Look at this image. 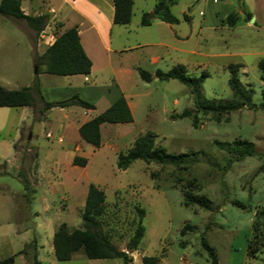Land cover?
Wrapping results in <instances>:
<instances>
[{"label": "rangeland", "instance_id": "374dc122", "mask_svg": "<svg viewBox=\"0 0 264 264\" xmlns=\"http://www.w3.org/2000/svg\"><path fill=\"white\" fill-rule=\"evenodd\" d=\"M157 1L133 0L129 26H138L141 15H149ZM170 11L179 20L180 33L187 36L180 46L195 55L171 54L154 66L149 60L155 53L165 52L160 47L123 50L156 36L165 37L167 32L156 27H139L127 35L126 25H117L111 35L112 51L98 48L101 55L94 81L75 92L95 106L84 117L103 113L121 91L130 97L133 115L131 123L100 122L99 146L79 141L75 151L73 144L67 145L69 135L62 122L74 116L71 111L83 116L81 106L55 108L46 119L40 118L37 95L33 108L0 107V259L15 253L14 264H34L38 243L41 264H122L119 258L88 259L81 250L70 260L58 261L49 249L60 223L69 229L82 227L80 213L87 187L94 183L105 194L100 231L117 249H127L137 223V208L144 210V235L138 248L129 253V264H141L144 255H161L159 264H210L201 237L214 249L218 264H264V214H259L264 210V82L257 67L264 58V0H178ZM244 11L250 12L253 22L246 20ZM36 12L48 16L37 36L25 21L0 16L6 19L0 29L10 38L0 43V85L10 89L31 86L39 71L44 99L63 100L71 93L65 88L67 80L41 74L42 67L37 69L33 59L49 45L52 33L59 35L54 33L58 22L53 10L42 7ZM230 12L239 16L233 27L221 21ZM175 56L176 64L185 62L190 76L208 72L201 88L209 99L232 98L227 65L240 64L239 80L252 88L256 107L221 113L219 122L209 115L197 128L190 118H171L192 108L188 88L174 79L144 82L131 65L142 58L143 69L165 71L174 65L171 57ZM145 132L155 134L156 145L167 153H195V161L182 169L136 160L125 170L117 169V153L127 150ZM214 140L250 141L256 155L235 160L234 153L213 145ZM73 154L85 157L86 165H73ZM19 171L29 181L28 200ZM184 191L208 198L210 210L184 205ZM185 224L192 229L181 234ZM25 241L28 243L18 251Z\"/></svg>", "mask_w": 264, "mask_h": 264}, {"label": "trees", "instance_id": "16d2710c", "mask_svg": "<svg viewBox=\"0 0 264 264\" xmlns=\"http://www.w3.org/2000/svg\"><path fill=\"white\" fill-rule=\"evenodd\" d=\"M178 0H158L152 10L155 18L169 23L177 24L178 18L174 16L170 8L177 3ZM113 3V25H127L130 23L132 15L133 0H112ZM0 16L11 20L25 21L30 27L35 36L39 35L47 24V14L30 15L26 14L21 8V0H0ZM244 16L247 21L251 18L250 12L244 11ZM151 18L147 17V13H143L140 17L139 24L148 26L151 23ZM239 16L234 13H228L222 23L233 27L238 22ZM37 69L41 66L42 72L51 75L68 76V75H87L90 73L92 62L84 51L79 34L76 27L65 29L55 37L53 42L46 47L42 54L33 58ZM240 64L230 63L227 65L228 79L227 84L231 91L232 98L230 99H209L202 92V82L209 75L203 70L198 77L187 74L183 64L177 63L171 66L168 70L155 69L149 72L143 68L137 67L139 78L144 82H150L153 79L161 81L177 80L188 88L192 99V108L184 109L180 114L172 115L171 118H190L194 128L200 127L205 119H209V115H215L214 120L219 122L218 115L221 113H230L242 107L254 108L256 104L252 100L253 90L249 86H244L239 80ZM257 67L260 73V80L264 82V58L257 62ZM34 76L31 86H24L18 89H8L0 85V107H26L33 108L35 95L41 101V107L38 109L39 114H43L48 109L53 107H66L70 105H78L85 109H94L95 106L85 100L80 99L77 95H73L68 99L46 101L40 94L38 74ZM133 115L131 109L123 96L119 93L111 104L92 119L82 123L78 128L80 138L97 147L100 144V122L111 124L116 123H131ZM156 135L151 132H145L138 135L131 147L124 152H118L116 157V167L119 170H125L132 162L141 160L144 162H153L160 165H173L184 169L189 163L195 161L193 154L181 153L170 154L161 146L155 143ZM213 145L218 148L234 153L235 160H242L245 157L254 156L256 152L254 145L250 141H234L224 142L214 140ZM15 148V146H14ZM37 155V152L36 154ZM87 159L85 157L74 156L72 159L73 165L84 167ZM231 160L227 161L229 165ZM18 176L24 187V195L28 200L27 191L29 189V181L22 171H19ZM158 174L155 173L154 177ZM104 191L94 183H89L85 196L83 209L80 213L82 220L81 228L69 229L65 223H60L52 235V246L54 257L58 261L70 260L71 257L78 251H82L83 255L88 259H113L119 258L122 264H129L132 261L130 252L136 250L144 235V227L142 218L144 210L137 208V223L133 233L126 243V248L129 252L117 249L109 240V238L100 231L101 218L104 214ZM184 205L197 204L206 210H210V201L205 196L193 194L190 191L183 192ZM259 214H264L262 210ZM192 229V226L185 224L181 230L184 234L186 230ZM201 247L207 252L210 264H218L217 256L214 249L208 244L204 237L200 240ZM249 246V244H248ZM250 251H247L249 256ZM16 254L0 259V264H14ZM161 255H144L141 257V264H159ZM34 264H39L35 258Z\"/></svg>", "mask_w": 264, "mask_h": 264}, {"label": "crops", "instance_id": "0c3cea01", "mask_svg": "<svg viewBox=\"0 0 264 264\" xmlns=\"http://www.w3.org/2000/svg\"><path fill=\"white\" fill-rule=\"evenodd\" d=\"M50 3H52V7H49ZM48 5V7L46 6ZM44 5V6H43ZM133 5V4H132ZM45 7L46 11H54L53 16L56 17V21L58 22L57 28H55V32L60 34L65 29H68L70 27H76L80 43L86 52L87 56L90 58L92 62L90 73L87 75L77 74V75H68V76H62L65 80H67V83L65 85V88H67L71 93L66 98H70L73 95H76V91L81 88L86 82H93L95 78V64L96 61L100 59V52H98V48L104 46L106 51L111 52L112 51V31L115 26L112 23L113 18V3L112 0H21V8L26 14H33V15H39L43 14L45 12H36L37 10H40V8ZM27 10V11H26ZM171 10V8H170ZM187 19H190L188 15H186ZM151 23L148 26H141L138 21V26H132L130 27V23L127 24L125 27V31L127 35L133 34V32L138 31L139 27H156V28H163L167 33L164 37H155V39L151 41H147L146 43H143L141 45L140 43H135L133 45H130V47L123 49L124 51H131L136 50L141 46H151L155 45L163 49L165 52H157L154 55L150 57V63L154 66H157L158 62L163 59L164 56H171V54L180 55L181 53L188 54V55H195L196 52L193 50H187L180 46L181 43L184 42V39L187 38V36L184 33H180L178 30V24H169L166 22H163L159 20L158 18H151ZM140 20V19H139ZM6 19L0 17V26L5 23ZM131 21V20H130ZM18 27V31L20 32L21 28L18 24H15ZM5 30V29H4ZM4 30L0 29V43L2 41H5L6 39L10 40L8 35H5ZM55 39L53 33L49 36ZM48 37V38H49ZM50 41L49 45L51 44ZM122 51V50H118ZM177 56L174 58L171 57L172 62L176 64L175 60ZM142 58H137V60L131 65V69L136 71L137 67L143 68L142 66ZM144 61V60H143ZM183 64H185L184 61H182ZM155 69H148L149 72H153ZM41 74L44 75H51L48 73L41 72ZM58 76V75H57ZM1 84V83H0ZM39 85L40 88L42 86V81L39 79ZM5 88L10 89L8 86H5ZM120 93L123 94L125 97L131 112L132 107L130 103V97L126 95L123 91ZM44 98V97H43ZM50 101V100H46ZM56 101V100H53ZM111 104V103H110ZM109 104V105H110ZM108 105V106H109ZM78 105H70L66 107H53L51 109H48L43 114L40 115L41 119H46L49 116V113L54 111L55 108L58 109H68L71 107H76ZM27 107V106H26ZM2 108V107H1ZM3 108H18V107H3ZM83 108V107H82ZM92 109H85L81 113L83 116L80 115V113H75L71 111L70 113L74 114V116H71L69 118H66L62 122V127L68 132L69 140L67 142V145L73 144L74 150H77V146L75 145L79 141H83L78 133L79 126L84 123L85 121L92 119L85 118L84 116H88L89 111ZM87 111V112H86ZM39 118V119H40ZM62 139V137H60ZM63 140V139H62ZM84 142V141H83ZM74 156H77L76 154H73L71 157V162ZM13 200L17 199L13 197ZM18 203V201H17ZM17 225H15L16 228ZM23 242L22 247H20L19 250H21L24 246ZM39 244L37 243L36 246V259L41 264V260L38 259V255L40 252ZM50 251H53L52 242L50 243ZM15 254V253H13ZM16 256V255H15Z\"/></svg>", "mask_w": 264, "mask_h": 264}, {"label": "water", "instance_id": "95a60500", "mask_svg": "<svg viewBox=\"0 0 264 264\" xmlns=\"http://www.w3.org/2000/svg\"><path fill=\"white\" fill-rule=\"evenodd\" d=\"M147 17H148V18H153V17H154V14L151 12L149 15H147ZM249 20H250L251 22H253V18H252V17H251ZM35 71H36V70H35ZM125 252H129V250L126 249Z\"/></svg>", "mask_w": 264, "mask_h": 264}, {"label": "built area", "instance_id": "2783aa9c", "mask_svg": "<svg viewBox=\"0 0 264 264\" xmlns=\"http://www.w3.org/2000/svg\"><path fill=\"white\" fill-rule=\"evenodd\" d=\"M201 15H203V12L202 11H200L199 12ZM49 39V42L48 43H50V41H52L53 40V38H52V36L51 37H49L48 38ZM52 43V42H51ZM50 134H47V136H49ZM60 141L62 140V139H59Z\"/></svg>", "mask_w": 264, "mask_h": 264}]
</instances>
